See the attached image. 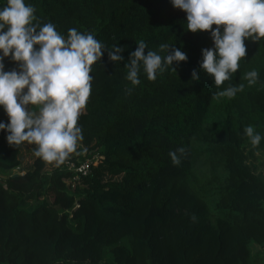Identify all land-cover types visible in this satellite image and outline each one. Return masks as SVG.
I'll use <instances>...</instances> for the list:
<instances>
[{
	"label": "trees",
	"instance_id": "trees-1",
	"mask_svg": "<svg viewBox=\"0 0 264 264\" xmlns=\"http://www.w3.org/2000/svg\"><path fill=\"white\" fill-rule=\"evenodd\" d=\"M24 2L62 36L76 28L125 50L121 62H110L105 51L92 66L91 94L78 120L84 139L69 160L97 162L79 178L66 164L47 169L36 156L23 172L11 171L21 165V146H9L0 130V264H256L264 182L242 143L249 125L264 137V38L244 41L239 69L218 88L200 69L201 50L213 47L210 33L188 31L186 13L171 0ZM6 3L0 0V10ZM140 40L145 54L167 43L187 62L155 82L141 71L133 86L124 64ZM4 65L16 67L10 58ZM252 70L258 80L250 86L245 75ZM239 84L244 89L234 98H214ZM0 112L7 124L2 106ZM179 147L186 155L174 166L169 152Z\"/></svg>",
	"mask_w": 264,
	"mask_h": 264
},
{
	"label": "clouds",
	"instance_id": "clouds-1",
	"mask_svg": "<svg viewBox=\"0 0 264 264\" xmlns=\"http://www.w3.org/2000/svg\"><path fill=\"white\" fill-rule=\"evenodd\" d=\"M175 9L186 13L187 29L192 33L209 32L213 47L202 49L200 69L214 79L219 88L232 79L246 56L244 41L258 42L264 38V0H171ZM32 5L24 0H7L0 10V106L8 123L0 122V130L7 132L9 146L25 142L36 145L34 155L47 164L60 167L77 153L83 141L78 120L85 113L94 77L92 66L101 61L105 51L112 63L121 62L125 48L113 45L110 49L90 32L76 28L62 36L52 23L41 24ZM216 25L215 28L212 26ZM131 52L126 80L133 86L141 83L143 71L149 81L167 70L176 73L187 54L167 43L156 51L145 50L148 45L140 40ZM38 46V47H36ZM10 58L16 67L5 71L4 59ZM192 81L200 76L194 69ZM245 79L251 86L258 80L256 70ZM244 85H229L213 94L214 98H234ZM26 90V91H25ZM130 94L132 89H127ZM31 106H35V110ZM244 134L257 148L264 137L249 125ZM186 149L179 147L169 152L174 166H180ZM196 217L193 215L192 220Z\"/></svg>",
	"mask_w": 264,
	"mask_h": 264
},
{
	"label": "rangeland",
	"instance_id": "rangeland-1",
	"mask_svg": "<svg viewBox=\"0 0 264 264\" xmlns=\"http://www.w3.org/2000/svg\"><path fill=\"white\" fill-rule=\"evenodd\" d=\"M3 115L0 112V121ZM36 145H29L27 142L21 145V168L31 164L34 155V149ZM243 153L245 160L249 167L254 173L259 175V177L264 182V144L260 143L257 148H253L250 139L244 140L242 143ZM54 164H46L47 169H51ZM256 252L257 262L256 264H264V244H254L252 247V252ZM110 254L107 249H105L104 259L109 258Z\"/></svg>",
	"mask_w": 264,
	"mask_h": 264
},
{
	"label": "built area",
	"instance_id": "built-area-1",
	"mask_svg": "<svg viewBox=\"0 0 264 264\" xmlns=\"http://www.w3.org/2000/svg\"><path fill=\"white\" fill-rule=\"evenodd\" d=\"M97 159H90V158H86L84 160H80L78 162L72 161V160H68L65 162V164L67 165V168L70 169L73 173V178L77 179L79 178L81 173H86L87 171H89L90 169V164L91 163H96ZM11 171L13 172H23V168H21L20 165L15 166L14 168L11 169ZM2 174L0 173V184L3 183L2 180Z\"/></svg>",
	"mask_w": 264,
	"mask_h": 264
}]
</instances>
